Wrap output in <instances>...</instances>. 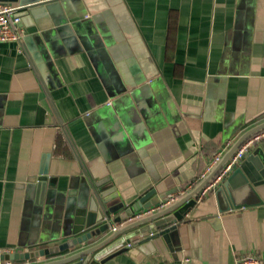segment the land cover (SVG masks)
Instances as JSON below:
<instances>
[{"label": "crops", "instance_id": "0c3cea01", "mask_svg": "<svg viewBox=\"0 0 264 264\" xmlns=\"http://www.w3.org/2000/svg\"><path fill=\"white\" fill-rule=\"evenodd\" d=\"M19 14L21 41L0 44V254L73 238L93 184L122 203L114 216L153 188L183 195L264 122V0H57ZM217 214L211 190L171 233L173 252L159 238L132 254L128 241L101 264L264 261V204Z\"/></svg>", "mask_w": 264, "mask_h": 264}, {"label": "water", "instance_id": "95a60500", "mask_svg": "<svg viewBox=\"0 0 264 264\" xmlns=\"http://www.w3.org/2000/svg\"><path fill=\"white\" fill-rule=\"evenodd\" d=\"M57 0H0V3L17 4L23 10H29L39 4ZM76 2L77 0H68ZM20 15V14H19ZM21 16V15H20ZM264 131V122L246 131L222 156L212 170L189 192L177 196L175 202L167 204L170 194H157L152 189L144 194L135 204L127 207L119 215L120 205L113 198L106 196L107 189L100 184L90 185L91 194L87 206L79 208L76 224L69 239L63 244L27 253L0 254L1 261L32 262L48 256L60 257L41 264H101L107 257L118 250L124 252L125 243L133 241L131 253L136 254L142 246L154 247V241L163 238L173 252L171 233L177 230L191 207L196 206L200 194L212 183L236 152L254 136ZM50 156L45 157L42 174H47ZM36 200L42 203L47 183H36ZM264 189V139L251 147L241 162L215 190L218 214L212 219L218 220L220 214L246 207L261 206L264 200L259 189ZM154 196V199H152ZM168 205V206H167ZM165 208L148 216L137 218L141 210L159 207ZM137 218V219H136ZM130 221V222H129ZM129 222L124 226L116 224ZM88 247H84V246ZM130 247V248H131ZM155 249V247H154ZM31 264V263H30ZM34 264V263H33Z\"/></svg>", "mask_w": 264, "mask_h": 264}, {"label": "built area", "instance_id": "2783aa9c", "mask_svg": "<svg viewBox=\"0 0 264 264\" xmlns=\"http://www.w3.org/2000/svg\"><path fill=\"white\" fill-rule=\"evenodd\" d=\"M20 8L17 5L11 3H0V44L4 42H20L22 38L21 33V16L19 15ZM264 139V131L254 136L251 140L246 142L236 154L227 162V164L221 169L217 174L214 181L202 191L199 198L205 197L207 192L214 190L219 186L234 170L236 165H238L245 155L250 151L251 147L255 142ZM223 151L219 152L214 156L211 163L207 167L205 173L202 175L204 178L212 168L217 164V162L222 158ZM171 196V195H170ZM177 197H169L167 204L174 202ZM131 247V244L128 245ZM0 264H14L13 261H1ZM179 264H196L190 259H185ZM232 264H264L263 259L256 252H247L241 256H238L234 263Z\"/></svg>", "mask_w": 264, "mask_h": 264}, {"label": "trees", "instance_id": "16d2710c", "mask_svg": "<svg viewBox=\"0 0 264 264\" xmlns=\"http://www.w3.org/2000/svg\"><path fill=\"white\" fill-rule=\"evenodd\" d=\"M68 137L66 135V132H63L57 140V149L64 151L65 153H68Z\"/></svg>", "mask_w": 264, "mask_h": 264}]
</instances>
